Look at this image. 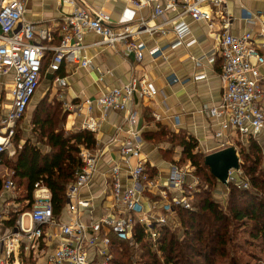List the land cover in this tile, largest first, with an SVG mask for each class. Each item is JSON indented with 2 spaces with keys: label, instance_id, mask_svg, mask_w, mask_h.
<instances>
[{
  "label": "built area",
  "instance_id": "built-area-1",
  "mask_svg": "<svg viewBox=\"0 0 264 264\" xmlns=\"http://www.w3.org/2000/svg\"><path fill=\"white\" fill-rule=\"evenodd\" d=\"M111 1L122 2L128 9L115 19L102 9L84 8L80 0H61L62 6L67 9L61 17L62 34L59 42L55 43L56 36L52 29L39 28L25 19V0H0V155H17L15 128L28 112L41 86L44 63L50 52L53 56L46 74H54L67 60L79 67L92 69L93 59L84 50L87 47L86 34L94 33L101 38L94 45L123 50L126 56L142 62L147 50L145 35L173 32L174 40L169 44L173 50L194 43L195 40L187 42L191 33L187 15L210 29L216 25L215 17L221 18V32L217 36L219 48L208 58L212 64L218 58L222 60L220 78L223 96L218 107L206 112L220 122L216 136L225 139L222 147L233 146L238 150V140L247 142L249 138L258 139L264 133V75L261 71L264 66V43L257 44L250 30L240 35L232 33V16L227 8V0ZM146 7L151 8V19L159 22L149 24L145 16L136 15ZM244 11L249 25L258 24L264 15ZM261 34L264 35V30ZM150 54L167 58L166 50L159 45L152 48ZM202 60L198 58V64ZM204 77L205 74H201L197 78ZM53 84L59 91L64 109L86 117L82 125L85 130L97 133L102 121L112 111L127 113L129 128L124 130L120 127L117 134V138L122 134L120 160L110 159L108 162L112 197L110 212L90 224L80 219V208L89 206L90 202L81 199L79 191L93 179L99 158L96 150L84 147L80 152L82 166L67 192L66 210L71 219L60 224L59 244L47 259V264H109L112 235L129 239L136 225L141 224L156 240L158 232L155 225L168 224L178 208L192 209L193 194L190 193L196 189L199 180L193 178L192 183H186V168L177 163L170 165L165 180L158 182L151 178L142 151L144 138L140 130L133 128L136 112L130 107L136 96L155 98L162 92L148 78H131L100 96H84L75 103L65 100L64 95L60 94L68 87L67 77L57 75L53 78ZM96 106L101 111L98 118L92 115ZM122 163L127 166L132 180L129 185L122 178ZM230 184L238 188L249 187V181L243 177L241 169L229 172ZM13 189L12 179L4 180L0 185V194ZM149 193L156 198L147 203L146 195ZM34 197L35 203L29 213L32 225L24 226L19 218L14 230L0 239V264H16L14 255L23 243L27 244L29 251H39L48 237L45 227L57 224L51 191L37 183ZM3 220L4 215L0 211V221ZM90 248L96 250L100 260L91 259Z\"/></svg>",
  "mask_w": 264,
  "mask_h": 264
},
{
  "label": "crops",
  "instance_id": "crops-1",
  "mask_svg": "<svg viewBox=\"0 0 264 264\" xmlns=\"http://www.w3.org/2000/svg\"><path fill=\"white\" fill-rule=\"evenodd\" d=\"M25 1V19L39 28L52 29L56 39L60 37L62 34L61 17L67 9L62 6L61 0ZM80 3L88 10L102 9L107 11L115 19L128 9L126 4L111 0H80ZM227 8L232 16V33L240 35L250 30L257 44L264 43V35L261 34V31L264 30V15H262L264 13V0H227ZM244 10L261 14V22L258 21L256 25H249L245 20ZM136 15L145 16L149 24L160 21L151 19L150 7L144 8ZM186 21L191 29L187 42L195 40L189 46L174 50L170 49L169 44L174 40V34L171 31L166 35H145L144 39L147 45L145 57L142 62H136L132 56H126L123 50L94 45L101 38L94 33H88L85 36L87 47L84 52L93 59V68L79 67L69 60L62 65L64 76L68 78V87L60 94L64 95L65 100L73 103L83 99L84 96H100L134 77L138 79L148 78L162 91L155 98L136 96L130 104V107L136 112V122L133 128L140 130L144 138L143 156L147 165L155 172L154 179L158 182L167 178L170 165L174 163L165 156V153L172 148L170 143L167 141L157 142L154 139H148L145 135L157 133L160 129L159 125H162L161 127L166 130L194 136L198 140V150L205 154L223 149L222 144L225 140L216 136V132L220 127L219 120L206 112V110L218 107L223 96V86L220 78L221 68L216 64L217 61L212 64L208 58L210 54L219 48L217 36L221 32V18L219 16L215 17L216 25L213 29L202 22L192 20L188 15ZM168 29H171V27L168 26ZM157 45L166 50V59L161 56L154 57L150 54V50ZM198 58H203L199 62L200 64L197 62ZM261 71L264 75V66H262ZM201 74H205V77L198 79L197 77ZM50 83L49 96L52 93V96L56 97L63 107V101L59 99L57 87L53 84V81ZM92 115L97 118L101 116V111L97 106L94 107ZM126 117L127 113L123 111H112L108 118L102 121L100 130L95 133L97 144L92 149L99 153L97 172L91 182L79 191V197L90 202L89 206L80 208L79 213L80 219L88 224L91 221L99 220L111 210L112 197L108 162L110 159L120 160L119 149L122 134L118 138L117 134L118 128L122 127L124 130L129 128ZM85 118L79 112H68L64 125L65 130L67 132L82 130ZM181 154V147H176L173 160L178 161ZM2 155L3 158H15V156L9 154ZM184 167L186 168V183H192L193 178L187 176V172L190 170L186 166ZM11 172L12 170L6 167L5 164H0V177L3 181L13 179ZM122 178L126 185L131 184L132 180L127 166L123 163ZM16 190L17 188L0 194V211L4 215L3 222L0 221V239L14 230L19 218L24 226L29 227L32 225L29 216L31 210H28L21 212L13 227L8 226L11 218L9 215L11 208L14 206L16 209L20 205V203H15L16 200L13 197L18 193ZM149 194L146 195L147 203L156 198L152 193ZM67 202L68 200L62 213L55 217L57 224H54L53 227H45L48 237L41 244L40 250L29 251L26 248L27 244L23 243L14 255L16 264H21L23 258L30 257L33 258L36 264H47L49 254L53 253L60 241V224L67 223L71 219L66 210ZM28 203L26 200L24 204ZM14 212L17 215L18 211L15 210ZM89 251L91 259L93 257L95 260H100L95 249L90 248Z\"/></svg>",
  "mask_w": 264,
  "mask_h": 264
},
{
  "label": "trees",
  "instance_id": "trees-1",
  "mask_svg": "<svg viewBox=\"0 0 264 264\" xmlns=\"http://www.w3.org/2000/svg\"><path fill=\"white\" fill-rule=\"evenodd\" d=\"M59 39L58 37L55 43H58ZM52 56L50 52L47 56L50 58L48 63ZM46 60L44 64L48 66ZM216 64L221 68L222 60L217 59ZM45 65L42 80L44 76L49 82L57 75L64 77L62 67L49 76L46 74ZM49 106L47 112L43 111V108L40 112L38 110L35 117L34 133L37 140L33 142L32 138H29L23 142V147L14 159L4 160L3 155H0V164H5L13 171L12 181L18 192L16 200L24 205L20 208V213L33 209L34 192L36 184L39 183L51 191L54 216L57 217L66 205L68 188L75 182L77 170L82 166L81 148H94L97 139L95 133L85 129L67 132L64 125L68 112L64 111L61 103L57 107L51 103ZM161 126L159 125L160 129L157 133L145 134L146 137L157 142L170 143L172 148L165 153V156L180 166H185L184 162L189 163L194 168L192 173L201 181L196 189L189 191L190 194L197 195V209H177L184 226L186 225V241L180 242L169 234L166 226L157 225L154 228L158 232V237L153 240L148 229L137 224L129 239L111 236L113 257L109 263L134 264V253L127 245L134 240L136 244H143L147 248L149 259L153 262L151 264H191L193 258L187 254L188 252L194 257H201L203 264H217L216 256L221 253L220 247L233 241L232 229L235 230L238 224L246 226L252 239L264 241V145L256 138H249L247 142L237 141L240 169L243 177L249 181V187L238 188L234 184L226 186L206 165L207 154L198 150V140L194 136L166 130ZM15 137L17 140L20 139L18 133ZM176 147H181L182 150L178 161L173 160ZM147 168L151 178H155L153 169L149 165ZM220 183L229 189L227 210H224L221 203L215 199L216 189ZM2 184L3 179L0 177V185ZM26 200L29 203L25 205ZM9 215L11 218L8 226L13 227L16 222L13 207ZM115 250L118 254L116 258ZM21 264H36V262L30 257L23 258Z\"/></svg>",
  "mask_w": 264,
  "mask_h": 264
},
{
  "label": "rangeland",
  "instance_id": "rangeland-1",
  "mask_svg": "<svg viewBox=\"0 0 264 264\" xmlns=\"http://www.w3.org/2000/svg\"><path fill=\"white\" fill-rule=\"evenodd\" d=\"M49 59L50 58H47L46 64L48 63ZM47 67L48 66L45 65V68ZM49 76H51V74ZM47 79L48 78L44 76L41 83V87L35 99L33 100L32 105L30 106L28 112L16 125L15 135H14V146L17 150V153L21 149L20 145H22L23 147V142H25L27 139L32 138L33 142L37 140L34 133V121H35V117L38 114V110L40 112L41 108H43L44 109L43 111L47 112L50 108L49 103L53 104L54 107L55 106L57 107L60 104L58 103L59 102L58 99L52 96V93L51 96H49L50 90L48 88L51 83L48 82ZM1 128L2 125L0 124V130ZM17 133L20 138L19 140H17L15 137ZM258 140L261 144L264 145V133L259 137ZM4 160H9V159L4 157ZM183 164L190 170L187 172L188 178H197L200 183L201 182L200 179L192 173L194 168L189 163L184 162ZM216 191L217 192L215 194V199L221 203V206L224 208V210H227L229 189L220 183ZM16 196L17 195L13 196L15 200H16ZM196 200H197V195L193 194L191 198V206L193 210H196L198 206L196 205ZM15 203L18 204L17 200L15 201ZM23 206L24 205H22L21 203L19 207H16V209L13 206V210L18 211L16 215V220L21 214L20 208H22ZM165 226L171 236L172 235L175 236L180 242L186 241V225L184 226L179 211H176L174 213L172 219ZM247 230L248 229L246 228V226H241V224L240 225L238 224L235 230L234 228L232 229L231 236L234 239L231 243L227 244L226 246L220 247L221 253L217 254L216 256L217 264H264V241L261 239L258 240L252 239L250 234L247 232ZM134 243L135 241L133 240L132 242H129L127 244L131 248V252L134 253L133 263L134 264H146V262L148 264L153 263L149 259L147 248L144 247L143 244H136V243L134 244ZM187 254L193 258V260L191 259L192 260L191 264H203V259L201 257H194V255L190 252H188ZM117 255L118 254L116 253L115 250L114 257L116 258ZM159 256L161 260L162 259L161 254H159ZM161 262L163 263V259L161 260Z\"/></svg>",
  "mask_w": 264,
  "mask_h": 264
},
{
  "label": "water",
  "instance_id": "water-1",
  "mask_svg": "<svg viewBox=\"0 0 264 264\" xmlns=\"http://www.w3.org/2000/svg\"><path fill=\"white\" fill-rule=\"evenodd\" d=\"M205 163L212 174L228 186V176L232 169H240V156L237 148L230 146L206 155Z\"/></svg>",
  "mask_w": 264,
  "mask_h": 264
}]
</instances>
